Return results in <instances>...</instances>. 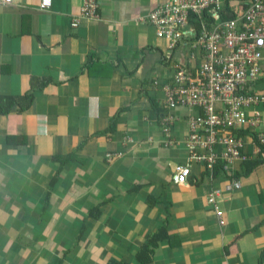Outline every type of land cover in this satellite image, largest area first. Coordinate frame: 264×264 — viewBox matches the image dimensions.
<instances>
[{
	"label": "crops",
	"instance_id": "obj_1",
	"mask_svg": "<svg viewBox=\"0 0 264 264\" xmlns=\"http://www.w3.org/2000/svg\"><path fill=\"white\" fill-rule=\"evenodd\" d=\"M84 1L0 4V98L34 96L0 113V264H264V161L250 137L233 167L241 189L196 164L173 181L193 113L178 110L165 136L172 60L146 16L167 0H98L97 21Z\"/></svg>",
	"mask_w": 264,
	"mask_h": 264
},
{
	"label": "built area",
	"instance_id": "obj_2",
	"mask_svg": "<svg viewBox=\"0 0 264 264\" xmlns=\"http://www.w3.org/2000/svg\"><path fill=\"white\" fill-rule=\"evenodd\" d=\"M232 1L231 10L223 14V0H167L146 16L156 36L167 42V58L172 60V80L162 87L165 136L179 119L178 110L193 113L188 116V163L173 181H186L189 167L196 164L213 182L221 167L227 193L242 188L233 167L246 159L245 137L255 142L258 152L264 146V0ZM51 6L52 0H42L43 9ZM99 7L98 0L84 1L82 18L97 21ZM80 24L81 19L72 21L74 28ZM179 49L183 53L177 54ZM208 199L219 224L225 225L213 190Z\"/></svg>",
	"mask_w": 264,
	"mask_h": 264
},
{
	"label": "trees",
	"instance_id": "obj_3",
	"mask_svg": "<svg viewBox=\"0 0 264 264\" xmlns=\"http://www.w3.org/2000/svg\"><path fill=\"white\" fill-rule=\"evenodd\" d=\"M224 18H230V17H224ZM46 84L47 83L43 82L42 85H46ZM20 99L25 100V102H27V108L30 107L33 104V102H34V96L32 94L25 95V96H23L21 98H13V97L0 98V113H2L3 115L4 114H8L10 112L11 107H13L14 105H17L19 110L21 111L22 110L21 108H23L22 107L23 105H22V102L20 101ZM4 102H6V103H4ZM112 128H113V125L110 128V130ZM261 154L264 155V146H261V150H260V152H259V154L257 156L260 159V161L257 162L256 165L261 164L264 161L263 155H261ZM68 158H69V156H61V157L55 158V160H59V162H61V164L64 165L66 162H68L67 161ZM222 173H223V171H222L221 167H217L216 168V176H218V175H220ZM205 177H207V173H206ZM159 237H160L159 235H155V236L152 235L149 238L147 244L148 245H150V244L153 245L154 244V240H158ZM144 250H147V249L145 248Z\"/></svg>",
	"mask_w": 264,
	"mask_h": 264
}]
</instances>
